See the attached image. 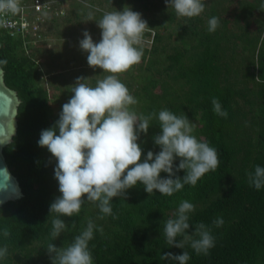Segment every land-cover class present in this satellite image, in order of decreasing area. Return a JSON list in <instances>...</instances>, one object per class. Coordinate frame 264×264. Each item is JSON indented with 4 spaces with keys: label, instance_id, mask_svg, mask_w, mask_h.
<instances>
[{
    "label": "trees",
    "instance_id": "1",
    "mask_svg": "<svg viewBox=\"0 0 264 264\" xmlns=\"http://www.w3.org/2000/svg\"><path fill=\"white\" fill-rule=\"evenodd\" d=\"M74 2L65 15L58 14L51 3L50 21L58 26L63 17L70 33H74L73 25L88 24L93 36L100 34L97 42L101 30L95 21H86L88 12L97 20L104 12L122 11L125 6L142 14L151 30L143 37L153 32L152 42L149 47L140 44L141 62L120 74L138 100L132 107L144 115L162 109L185 114L195 124L193 135L217 150L220 163L196 186L185 185L171 196L158 191L150 195L142 184L128 189L125 197L113 198L116 218L100 219L99 208L85 197L78 216L59 217L68 229L52 241L49 233L55 214H50V205L61 193L54 177L56 160L38 140L42 130L55 125L62 105L73 93L67 85L58 106H53L50 89L40 81L44 43H36L38 35L14 37L0 26V60L8 61L4 79L21 99L16 134L3 151L23 191L0 209V247L8 244V256L0 264H52L47 244L63 247L71 243L88 219L97 225L89 242L93 264H178L161 256L185 251L190 255L187 264H264V188L250 186L247 176L255 166L264 167V10L260 8L264 0H204L205 11L195 18L177 17L165 0ZM211 17L219 19L215 32L208 31ZM70 33H63L64 37L76 36ZM93 70L94 85L107 73ZM213 97L220 100L227 118L214 113ZM160 132L158 120L153 119L148 133L141 134L142 160L148 151L161 150L153 139ZM179 163L177 157L174 170ZM168 175L162 172L161 178ZM176 175L183 178L186 172ZM183 200L195 206L188 213L187 234L198 239L195 228L203 223L214 237L215 246L208 255H198L190 242L184 248L170 246L163 235L164 222L176 218ZM217 218L224 221L220 227L213 223ZM5 226L11 232L7 240L2 235ZM182 238L178 236L177 243Z\"/></svg>",
    "mask_w": 264,
    "mask_h": 264
},
{
    "label": "clouds",
    "instance_id": "2",
    "mask_svg": "<svg viewBox=\"0 0 264 264\" xmlns=\"http://www.w3.org/2000/svg\"><path fill=\"white\" fill-rule=\"evenodd\" d=\"M168 8L174 9L177 17L195 18L205 11L204 0H165ZM264 10V4L260 6ZM21 0H0V26L4 17L22 12ZM86 21H95L101 30L99 42L93 40L88 31L83 32L79 47L87 53V63L92 68L103 70L101 78L91 83L92 77H78L71 85L70 99L62 105L59 119L51 128L42 130L38 144L52 154L56 160L54 177L59 184L60 196L50 205L51 220L49 233L52 241L68 229V224L59 217L78 216L85 202L95 204L104 216H113L112 201L121 197L138 184H142L150 195L158 191L161 195L171 196L185 185L196 186L208 172L219 166L217 150L207 142L193 135L195 124L185 114L176 115L168 109L144 115L138 114L132 106L138 100L130 93L120 79L141 62L144 33L149 30L142 14L125 6L122 11L104 12L98 20L92 12L87 13ZM219 19L208 20V31L215 32ZM7 59L0 60V80L5 75ZM216 115L227 118L228 112L222 108L218 98L211 99ZM158 120L160 134L153 137L160 147L158 153L148 151L142 160L143 148L138 143L141 134H147L150 122ZM58 130V134H57ZM180 158L174 170V161ZM184 170L183 178L176 175ZM168 178H161V173ZM248 183L257 190L264 188V167L255 166L254 173H248ZM174 177V178H173ZM86 197V201H85ZM195 206L187 200L180 202L176 218L164 222L163 235L170 246L184 248L190 242L191 248L199 254L208 255L215 246L214 237L203 223L196 225L194 239L187 234L190 228L188 213ZM213 223L220 227L224 221L217 218ZM76 227L75 222L71 224ZM97 225L88 219L73 241L63 247L50 242L46 246L52 264H93L89 242L94 238ZM99 232L103 234V228ZM3 237L11 235L5 226ZM183 237L177 243V237ZM8 256V244L0 247V260ZM161 259H172L178 264H187L190 255L187 251L180 255L165 253Z\"/></svg>",
    "mask_w": 264,
    "mask_h": 264
},
{
    "label": "rangeland",
    "instance_id": "3",
    "mask_svg": "<svg viewBox=\"0 0 264 264\" xmlns=\"http://www.w3.org/2000/svg\"><path fill=\"white\" fill-rule=\"evenodd\" d=\"M52 1L54 2L53 7L56 8L57 6V13L65 15L69 10L71 11L70 8H73L72 4L75 3L74 1L79 0ZM55 1H59L57 5ZM75 5V9H78ZM51 15L52 11L50 9L44 20L40 23V34L36 43H44L42 46L43 51L41 52L42 76L40 81L43 86L50 89L53 106H58L59 96H61V92L67 85H73L78 77L83 76L88 78L94 75L93 68L87 63V53L79 47V41L84 38L83 32L88 31L92 35V31L88 24H82V26L73 25V32L77 37H64V34L67 35L71 30H65L63 17H59L61 24L57 26L54 22L50 21ZM74 28L78 29L74 31ZM148 31L150 32L151 30H147L146 32ZM152 35L153 32L151 36H144L141 44L149 47L152 42ZM99 36L100 34L92 35L93 40L97 42L96 38Z\"/></svg>",
    "mask_w": 264,
    "mask_h": 264
},
{
    "label": "water",
    "instance_id": "4",
    "mask_svg": "<svg viewBox=\"0 0 264 264\" xmlns=\"http://www.w3.org/2000/svg\"><path fill=\"white\" fill-rule=\"evenodd\" d=\"M20 102L17 90L9 87L3 77L0 80V209L23 194L19 180L11 171L3 151L16 134Z\"/></svg>",
    "mask_w": 264,
    "mask_h": 264
},
{
    "label": "built area",
    "instance_id": "5",
    "mask_svg": "<svg viewBox=\"0 0 264 264\" xmlns=\"http://www.w3.org/2000/svg\"><path fill=\"white\" fill-rule=\"evenodd\" d=\"M49 0H21L22 12L4 17L6 23L3 27L12 36H25L40 34V23L44 20L45 14L51 9Z\"/></svg>",
    "mask_w": 264,
    "mask_h": 264
},
{
    "label": "crops",
    "instance_id": "6",
    "mask_svg": "<svg viewBox=\"0 0 264 264\" xmlns=\"http://www.w3.org/2000/svg\"><path fill=\"white\" fill-rule=\"evenodd\" d=\"M51 2H53L52 0H50ZM60 1V0H59ZM58 1V2H59ZM58 2H56L55 1V3H56V5L58 4ZM52 4H54V2L52 3ZM56 8H57V6H56ZM47 14V13H46ZM46 16V15H45ZM26 36H33L32 34H27V35H25V36H23V38H26ZM15 37H22V36H15ZM29 41V40H28ZM27 40H25V43H27L28 42Z\"/></svg>",
    "mask_w": 264,
    "mask_h": 264
}]
</instances>
